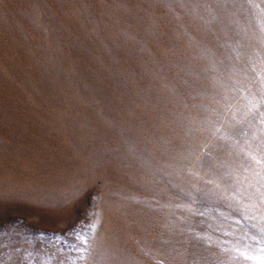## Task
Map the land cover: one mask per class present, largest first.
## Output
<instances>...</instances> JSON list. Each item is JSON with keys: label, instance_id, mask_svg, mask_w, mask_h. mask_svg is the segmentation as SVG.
Masks as SVG:
<instances>
[{"label": "rangeland", "instance_id": "obj_1", "mask_svg": "<svg viewBox=\"0 0 264 264\" xmlns=\"http://www.w3.org/2000/svg\"><path fill=\"white\" fill-rule=\"evenodd\" d=\"M1 182L0 264H260L264 0H0Z\"/></svg>", "mask_w": 264, "mask_h": 264}, {"label": "bare ground", "instance_id": "obj_2", "mask_svg": "<svg viewBox=\"0 0 264 264\" xmlns=\"http://www.w3.org/2000/svg\"><path fill=\"white\" fill-rule=\"evenodd\" d=\"M10 174H11V173H10ZM12 174H13V172H12ZM13 176H14V175H13ZM14 177H15V176H14ZM4 178H5V177H4ZM33 178H34V177H33ZM35 178H36V177H35ZM14 181H15V183H14L13 185H14L16 188H18V187L22 184L21 181H17V180H14ZM3 186H4V183L1 182L0 189L3 188ZM33 187H34V186H33ZM6 189H7V188H6ZM6 189H5V190H6ZM8 190H9V189H8ZM30 190H31L32 193H35V191H36V190H35V187H34V188H31ZM13 192H14V191H13ZM31 192H30V193H31ZM34 196H35V194H34Z\"/></svg>", "mask_w": 264, "mask_h": 264}, {"label": "snow or ice", "instance_id": "obj_3", "mask_svg": "<svg viewBox=\"0 0 264 264\" xmlns=\"http://www.w3.org/2000/svg\"><path fill=\"white\" fill-rule=\"evenodd\" d=\"M260 264H264V260H261V261H260Z\"/></svg>", "mask_w": 264, "mask_h": 264}]
</instances>
